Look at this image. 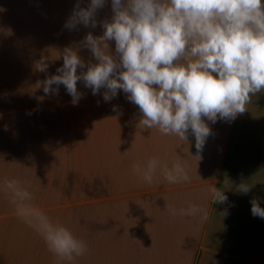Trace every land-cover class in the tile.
I'll return each mask as SVG.
<instances>
[{"label":"crops","instance_id":"obj_1","mask_svg":"<svg viewBox=\"0 0 264 264\" xmlns=\"http://www.w3.org/2000/svg\"><path fill=\"white\" fill-rule=\"evenodd\" d=\"M77 3L86 8L91 0H0V80L13 66L14 74L27 71L22 67L31 57L34 39L66 44L88 58L86 65L97 63L83 41L89 33L103 35V24L114 14L112 0L97 10L96 27L80 24L70 30L65 24ZM108 44L115 55V41ZM118 94L110 102L80 99L78 104L94 105L85 110L71 109L68 100L62 108L0 111V264H264V219L252 215L250 204L257 198L264 207V89L233 120H206L211 135L199 153L191 130L186 141L176 134L162 135L158 127L144 128L138 106L123 90ZM86 135L104 143L68 149L66 164V136L79 140ZM85 152L90 157L95 152V161L84 165L76 160ZM153 157L168 167L185 165L190 180L171 184L158 168L147 183L132 166H143ZM71 166H88L93 169L91 182L115 191L73 207L49 205L58 200L54 185L63 184ZM6 179L19 180L32 195L27 203L53 224L71 229L85 241L87 252L70 262L54 256L41 234L17 214L12 195L5 191ZM241 184L250 191H240ZM215 188L228 197L226 202H215ZM167 204L177 210L195 204L203 212L173 216Z\"/></svg>","mask_w":264,"mask_h":264},{"label":"clouds","instance_id":"obj_2","mask_svg":"<svg viewBox=\"0 0 264 264\" xmlns=\"http://www.w3.org/2000/svg\"><path fill=\"white\" fill-rule=\"evenodd\" d=\"M104 4L105 0H91L82 8L77 3L65 27H96L97 10ZM112 10L103 35L89 33L83 41L97 63L86 65L77 50L66 48L58 74L41 82L46 96L58 95L63 85L75 106L82 98L78 81L93 95L106 89L105 102L123 90L143 114L140 125L186 141L191 130L199 153L211 135L206 120H233L246 111L251 96L264 89V0H112ZM112 40L115 55L109 50ZM132 167L149 184L158 168L171 184L190 180L185 165L168 167L156 157ZM4 187L17 214L41 234L59 260L70 262L87 252L85 241L71 229L53 224L27 203L32 195L19 180L6 179ZM215 189V202H226L224 192ZM239 190L248 193L250 187L241 184ZM250 204L252 215L264 219L259 200L252 198ZM166 210L173 216L203 212L195 204L179 210L167 204Z\"/></svg>","mask_w":264,"mask_h":264},{"label":"trees","instance_id":"obj_3","mask_svg":"<svg viewBox=\"0 0 264 264\" xmlns=\"http://www.w3.org/2000/svg\"><path fill=\"white\" fill-rule=\"evenodd\" d=\"M38 65L41 68H38ZM28 69L27 73H20L19 78H16L17 74L12 76L11 78L4 80H0V111H16L17 108L21 107H35V106H49L55 105L57 103L62 102L63 100H67L69 95L59 100L60 93L66 94L65 90H60L58 95L46 96L43 92L42 84L50 74H58L57 71H52L49 69H43V65L41 64H32V66L28 65L26 67H22ZM19 97V101L17 98ZM4 100V106L2 107V101ZM45 109V108H44ZM56 111V109H55ZM45 112H47L45 110ZM52 112V110H50ZM73 137L66 136L63 149L66 150V164L70 162L71 152H67L69 147L72 145L71 140ZM74 176L71 172H65L63 177V184L59 182L58 185H54V195L58 198L57 201L50 202V204H57L67 207H73L78 203H85L89 201V198L96 195L102 194L105 192L115 191L113 186H105L103 183H93L89 179L88 181H83L78 179V177ZM79 180V181H78ZM88 187L87 192H81V186ZM57 192V193H56ZM89 193V195H85Z\"/></svg>","mask_w":264,"mask_h":264},{"label":"rangeland","instance_id":"obj_4","mask_svg":"<svg viewBox=\"0 0 264 264\" xmlns=\"http://www.w3.org/2000/svg\"><path fill=\"white\" fill-rule=\"evenodd\" d=\"M60 36H63V35H60ZM68 37L71 38L70 35H67ZM68 41V40H66ZM31 45H32V50H31V57L29 58L28 62H27V65H30L32 66V64H41L43 65V69H49V70H52V71H56L57 68H60L63 66V54H64V50L67 48L65 47L66 44H64V47H61V43L58 44L57 41H53V42H48V41H40V40H35L31 42ZM62 54V55H61ZM82 60L84 62H88V58L85 57V56H82ZM5 60L4 58H2V62L1 64H5ZM19 63V62H18ZM18 63H16V65H18ZM16 66H13L11 67L12 69V72H10L9 74H1V79H2V82L4 80H7L9 78H11L12 76H14V72H13V69L15 68ZM38 68L40 69L41 66L38 65ZM28 71V69H26ZM87 69L85 68L84 71H86ZM27 71H24V72H18L16 73L17 76L16 78H19V74L20 73H27ZM81 70L78 68V73L80 72ZM50 75H54V74H50ZM77 89L80 93H82V100L83 101H86V100H91L96 97H102L103 98V93L106 91V89H101L100 90V94L98 95H93L92 94V90L89 89V88H86L83 84L82 81H78L77 82ZM60 90H65L66 89L64 88L63 85L60 86ZM67 95H69L66 91V94H62L60 93L59 95V100L66 97ZM119 95V94H117ZM70 98H68L67 100H63L62 102L60 103H57L55 105H49L47 107H60L62 108V104H66V102L68 100H72V97L69 95ZM17 100L19 101V97L17 98ZM66 101V102H65ZM4 100L2 101V107L4 106ZM82 102V101H81ZM94 105H84V104H77L75 106H72L71 109L73 108H83L82 110H85L89 107H93ZM96 106V105H95ZM100 106V105H98ZM96 106V107H98ZM46 107L44 106H35V107H21V108H17L16 111L17 112H35V111H40L41 109H44ZM75 110V109H74ZM81 110V113H87V112H82ZM14 112V111H13ZM62 112V111H61ZM81 119H84V118H81ZM82 121V120H81ZM78 122V121H77ZM79 123V122H78ZM103 139L102 141L99 139V138H93L89 135H86V136H83V138H79V140H74L72 139L71 140V146L69 147L70 149H74L76 148V146H80L81 145V150L83 148H90V147H98L100 144H103ZM86 154H83L81 153V156L82 157H76V160H79L81 161V163H85L84 165H87L89 162H92L93 160L95 161V158H96V153L93 152V156L90 157V155L85 152ZM76 156H78V154H75ZM80 155V154H79ZM80 163V162H79ZM90 165V164H89ZM86 168H82L81 170H78L74 167H68L66 168L65 171L67 172H71L74 176L78 177L79 180H81V182L83 181H88L89 183V175L91 174L92 170L91 168H87L88 166H85ZM75 177V178H76ZM78 180V181H79ZM80 191L81 192H87L88 191V187H84L83 185L81 186L80 188ZM85 195H89V193H86L84 194ZM50 202H54V201H50ZM49 202V205H51ZM53 204V203H52Z\"/></svg>","mask_w":264,"mask_h":264}]
</instances>
